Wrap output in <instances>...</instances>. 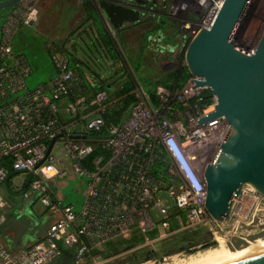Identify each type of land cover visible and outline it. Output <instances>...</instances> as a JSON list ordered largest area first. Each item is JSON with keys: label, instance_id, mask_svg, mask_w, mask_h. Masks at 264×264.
<instances>
[{"label": "built area", "instance_id": "built-area-1", "mask_svg": "<svg viewBox=\"0 0 264 264\" xmlns=\"http://www.w3.org/2000/svg\"><path fill=\"white\" fill-rule=\"evenodd\" d=\"M37 1L19 0L0 21V188L10 172L26 176L20 196L42 204L55 220L25 248L12 251L0 244V264H52L66 249L73 251L75 264L138 263L156 253L157 245L201 228L206 239L226 245L231 237L248 239L263 230L264 197L251 185L235 198L228 222L206 207L203 169L229 125L224 116L200 124L198 118L214 111L216 100L199 104L209 90L193 86L197 77L191 75L180 89L157 86L158 106L136 82L135 103L119 124L105 117L119 100L107 90L89 89L65 56L53 53L56 75L28 87L32 70L12 41L36 22ZM211 1L195 4L197 14L211 7L199 29L212 26L225 2ZM72 178L85 184L78 213L56 198L62 197L58 185ZM10 207L0 192V211ZM118 242L125 243L121 250L107 252Z\"/></svg>", "mask_w": 264, "mask_h": 264}, {"label": "water", "instance_id": "water-1", "mask_svg": "<svg viewBox=\"0 0 264 264\" xmlns=\"http://www.w3.org/2000/svg\"><path fill=\"white\" fill-rule=\"evenodd\" d=\"M251 1L225 0L212 26L200 28L184 52L186 67L197 77L191 79L193 86L208 88V97L216 100L215 110L198 118L200 124L224 116L229 125L224 140L203 169L206 207L224 222L230 220L235 198L245 185L253 186L264 197V30L253 50L239 48L233 41ZM18 2L0 0V14ZM99 4L114 28L140 15L139 9L110 0H100ZM38 228L34 226L26 240L40 239L34 236ZM256 238L234 236L227 246L241 250ZM226 264H264V252Z\"/></svg>", "mask_w": 264, "mask_h": 264}, {"label": "rangeland", "instance_id": "rangeland-1", "mask_svg": "<svg viewBox=\"0 0 264 264\" xmlns=\"http://www.w3.org/2000/svg\"><path fill=\"white\" fill-rule=\"evenodd\" d=\"M93 1L96 9L103 18L107 29L112 35L115 46L119 52V61L112 62L106 59V57L102 55L93 45V32L89 27L90 25H87L84 22L85 14L81 6L83 0H38V17L36 22L39 20L40 15H42L44 19L43 22L46 24L45 32L47 35L39 31L36 28V25L25 26L16 32L12 41L13 50L16 53L25 56L32 70V73L26 80L30 89L46 82L51 75L57 73L52 59V51L49 47L52 41H56L59 44L65 43L67 48H69L71 44H75V46H77L76 48H78V52L76 53L78 60L82 61L85 65L84 68V65L80 64V68L83 70L85 69V73L88 78L93 79V82L96 84L100 82V79L108 82L114 81L117 76L119 78L122 75H127L125 74L127 71L135 83H141L144 78L140 74L152 78L155 73H161V70L163 72L168 69H173L177 65H183L185 48L184 50L181 47L176 48V51L171 54L172 59L170 60H156V58L159 57L158 54L147 50L143 55L144 64L141 67V73L139 72L140 74L137 76L136 74L138 72L135 73L133 71L131 64L134 68L140 62L138 55H140L142 48V39L140 36L141 32L139 34H135L133 29H130L124 32L121 38H119L112 26V23L105 18L101 12L99 4L100 0ZM110 1L135 8L138 6V4L135 3L137 0ZM144 1L147 2L148 0H140V3ZM203 1L204 0H162V11L160 10L159 14L167 17L162 20V22L168 23L162 29L165 35L171 38L175 37V39L178 38L177 36H181L185 40L184 43L186 42L187 46V43L198 31L210 11L211 7L207 9L208 12L207 10L204 11L205 14L200 12L199 15L193 11L196 8L195 4L197 3V5H200ZM217 1L218 0H212L211 3H216ZM205 3H207V1H205ZM137 9H142V7L138 6ZM147 9L149 10V8ZM6 11L7 10L0 14V21L3 20ZM140 29H146V27H140L139 30ZM263 29L264 0H252L244 19L234 33L233 41L239 48L247 51L253 50L261 37ZM70 49H73V47L71 46ZM166 53L170 55L168 51ZM136 56L138 57L137 59H135ZM135 71L138 70L135 69ZM91 74L94 77L99 75L100 78H93ZM76 179L77 180H69L70 185L62 188L65 194V198L62 200V203L64 205H72L74 212L78 213L84 202V195L82 191L85 184L82 183L79 185L81 181L79 178ZM13 185L15 184L12 183L11 187H13ZM0 192L3 193L1 189ZM160 198L166 205L171 203V200L165 193H161ZM256 227L257 225L254 226V228ZM260 228L264 231V224ZM205 231L206 230L204 228L197 230L194 232V234H196L195 237L197 239L202 238L200 236L204 235L206 233ZM176 238H172L157 245L155 248L156 253L151 256L149 260L146 259L147 261L143 260L134 264H177L180 261V263H182L183 260L185 262L193 257L203 255V252H208V249L209 251H212L219 249L221 246H227L222 241H212L207 238L204 240L200 239L197 243H190L189 246L183 250L174 251L173 248L181 241L180 238ZM166 254L167 256H164L166 257L164 259L162 255Z\"/></svg>", "mask_w": 264, "mask_h": 264}, {"label": "trees", "instance_id": "trees-1", "mask_svg": "<svg viewBox=\"0 0 264 264\" xmlns=\"http://www.w3.org/2000/svg\"><path fill=\"white\" fill-rule=\"evenodd\" d=\"M135 3H137L138 6L142 7V9H139L140 15L138 16V18L136 20L127 21L120 27L114 29L116 34L119 36V38H121L122 34L127 30L136 27H146V29H144L140 33L142 39L141 53L140 55H138L140 58V62L134 68L131 64V68L135 73L138 72L136 74L138 76L141 73L140 70L142 65L144 64L143 55L147 50L158 54L159 57H157L156 60H162V59L170 60L172 59L171 54H173L176 51L175 50L176 48L181 47L183 50L184 48H186V42L184 43L185 40L181 36H177L178 37L177 39H175V37L171 38L165 35V33L162 31V29L168 24L162 22V20L167 17L159 14V11L163 6L162 0H148L147 2L144 1L142 3L135 1ZM82 7L85 13L84 22L87 25H90L89 27L91 28L94 35L92 36V40L94 41L93 45L100 51L102 55L106 57V59L112 62L119 61L120 59L119 52L115 46L112 35L107 29L100 13L96 9L94 1L83 0ZM147 8H149V10ZM71 46L73 47V49H70ZM71 46L67 48L65 46V43L59 44L56 41H52L49 47L52 51V54L57 53L68 58L70 67L80 75L85 85L89 89L94 88L96 90L98 89L107 90L111 96V99L119 100L116 106L112 107L110 110L106 112L105 117L108 123L111 124L121 123L127 117L129 113V109L135 103V99L131 94V92L135 87V82L132 79L131 75L127 71L125 73L127 75L125 76L122 75L119 78L117 76V78L114 81L108 82L100 79L99 80L100 82L96 84L93 82V79L88 78V76L85 73L86 72L85 69L83 70L82 68H80V64L84 65V63L78 60L76 54L78 52L77 50L78 48H76L77 46H75V44H71ZM167 51L170 53V55L166 53ZM137 58L138 57L136 56L135 59ZM135 69L138 71H135ZM140 75H142L144 78L141 84L145 88V90L150 94L151 102L155 106L159 105L158 96L156 92L157 86L162 85L171 90L180 89L185 85L187 80L191 77V74L188 68L186 67V65L179 66L173 71L161 72L157 80H153L152 78H149L143 74ZM96 77H99V75H97ZM96 77L93 76V78ZM210 102H211V98L208 97V91H206L203 94L202 99L199 101V104L201 106H205L208 105ZM12 174L13 173L10 172V176ZM195 235L196 234L192 232L177 237L176 239L180 238L181 241L178 242V244L173 248L174 251L185 249L189 246L190 243H197L200 239L202 240L206 239L205 234L201 235L200 237L202 238L200 239H197ZM124 245H125L124 242L111 244L107 252H118L123 248ZM154 254L155 253H151L148 257L150 258ZM52 264H75L73 251L68 249L64 250L62 256ZM114 264H134V263L132 259L130 261L127 260L119 261Z\"/></svg>", "mask_w": 264, "mask_h": 264}, {"label": "crops", "instance_id": "crops-1", "mask_svg": "<svg viewBox=\"0 0 264 264\" xmlns=\"http://www.w3.org/2000/svg\"><path fill=\"white\" fill-rule=\"evenodd\" d=\"M43 21L44 19L42 15H40L39 20L32 26L36 25V28L39 31L47 35V33L45 32L46 24ZM139 28L140 27L133 28L135 34H139L144 30V29L139 30ZM160 74L161 73L159 72L155 73L152 79L157 80ZM55 75L56 73L54 75H51L50 77ZM10 178L11 179H9L0 188L3 191L2 194L5 196V199L9 201L11 204L10 208L0 211V214L1 212L5 214V221L0 223V244H4L12 251H18L22 248L27 247L32 242H34L31 240H26L27 234L31 231V229L34 226L36 225L39 226L34 236L41 238L45 233L47 227L55 220V217L51 215L48 209H46L39 202H36L34 200L24 199L23 197L20 196V190L24 188L25 184L27 183L26 179L28 178L26 176L22 174H12ZM69 180H77V179L76 178L68 179L67 181H62L58 185L60 195L62 197H56V198L60 199L61 201L65 198V194L62 188H65L70 185ZM12 183L15 184L13 185V187H11ZM81 184L82 182H80L79 185Z\"/></svg>", "mask_w": 264, "mask_h": 264}, {"label": "bare ground", "instance_id": "bare-ground-1", "mask_svg": "<svg viewBox=\"0 0 264 264\" xmlns=\"http://www.w3.org/2000/svg\"><path fill=\"white\" fill-rule=\"evenodd\" d=\"M262 231L263 230H261V232ZM242 239L245 240L246 238H242ZM261 252H264V239L258 238V240L255 239L254 241L249 242V246L241 250L233 251L227 246L225 247L221 246L219 249H215L212 251H209L208 249V252L206 253L203 252V255L193 257L185 262L183 260L182 263H180L181 262L180 261L177 264H226V263L233 262L239 259H243V258L252 256V255H255Z\"/></svg>", "mask_w": 264, "mask_h": 264}, {"label": "flooded vegetation", "instance_id": "flooded-vegetation-1", "mask_svg": "<svg viewBox=\"0 0 264 264\" xmlns=\"http://www.w3.org/2000/svg\"><path fill=\"white\" fill-rule=\"evenodd\" d=\"M259 232H260V233H259ZM262 232H263V233H262ZM262 232L259 230V231H257V232L255 233V234H256V237H257V238H256L257 240H258V238H259V239H264V231H262ZM253 241H254V240H253ZM182 250H183V249H182ZM178 251H179V250H178ZM175 253H176V252H175ZM166 255H167V254H166ZM162 257L164 258L163 255H162ZM164 259H165V258H164Z\"/></svg>", "mask_w": 264, "mask_h": 264}]
</instances>
